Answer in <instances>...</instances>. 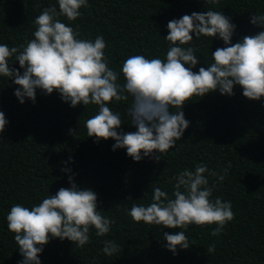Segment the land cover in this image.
<instances>
[{"label":"trees","instance_id":"trees-1","mask_svg":"<svg viewBox=\"0 0 264 264\" xmlns=\"http://www.w3.org/2000/svg\"><path fill=\"white\" fill-rule=\"evenodd\" d=\"M53 5L58 9V0H0V44L18 47L33 39L35 17ZM208 8L223 12L236 25L233 44L264 30L250 23L253 14H264V0H88L75 21L59 19L77 30L79 39L94 41L102 35L108 66L119 72L131 55L166 59L168 21ZM192 35L194 40L183 47H194L199 62L192 70L198 72L213 62L211 52L225 45L218 36ZM9 64L20 68L14 57ZM12 79L0 76V111L9 121L0 133V264L23 259L7 228L11 207L20 203L30 208L61 187H70L69 175L79 188L97 194L98 211L114 223L104 236L91 228L90 242L83 247L68 239H50L39 254L41 264H264V97L250 100L238 85L232 96L219 90L193 96L183 107L189 127L176 145L162 153L159 162L152 157L137 162L124 148L113 151L112 138L96 142L88 137L85 121L98 113L97 105L71 107L55 90L45 95L39 89L35 103L25 98L21 104L14 95L19 86ZM124 82L121 75L117 83ZM131 102L129 96L108 105L123 121L118 131L137 130L127 115ZM69 129L76 131L70 135ZM200 163L224 174L218 181L205 173L211 199L230 201L234 212L219 235H211L216 224L179 229L133 222L127 214L133 204L150 205L155 187L171 197L174 177ZM179 231H185L190 247L177 246L174 255L165 247L163 232ZM105 240L115 241L119 251L106 256ZM211 245L215 251L207 253Z\"/></svg>","mask_w":264,"mask_h":264},{"label":"clouds","instance_id":"clouds-1","mask_svg":"<svg viewBox=\"0 0 264 264\" xmlns=\"http://www.w3.org/2000/svg\"><path fill=\"white\" fill-rule=\"evenodd\" d=\"M208 2L218 4L219 0ZM87 5L88 0H58V9L55 5L46 7L35 17L33 39L18 47L0 44V76L14 78L12 82L19 86L14 95L21 104L25 98L35 103L39 89L45 95L55 90L71 107L97 105L98 113L85 121L88 137H95L96 142L112 138L113 151L124 148L134 161L152 157L159 162L161 154L172 149L189 127L183 107L193 96L203 97L216 90L221 95L232 96L238 85L243 96L250 100L264 97V30L245 35L233 44L236 25L230 17L210 8L193 11L168 21L169 31L164 38L170 47L166 59L131 55L117 72L108 66L102 35L94 41L79 39L80 33L59 19L75 21L81 16L79 9ZM250 23L264 29V14H253ZM193 33L196 38L218 36L225 45L212 51L213 62L208 67H199L198 72L192 70L199 62L194 47H183L194 40ZM13 57L19 62V69L10 67L9 59ZM121 75L123 84L117 83ZM129 96L132 102L127 115L137 130L118 131L123 121L108 105ZM8 123L0 111V133ZM75 131L69 129V134ZM230 167L231 162L224 169L225 174ZM61 171L71 172V169ZM205 173L217 176L218 181L224 180V174L210 171L204 163L197 164L194 170L186 168L174 177L171 197L155 187L150 205L133 204L127 214L133 222L166 228L216 224L211 235H219L226 223L234 219V212L230 201L211 199L212 187ZM68 180L70 187H61L39 204L29 208L16 203L8 212L7 228L14 234L23 257L18 264H41L39 254L52 238L68 239L83 247L90 242L91 228L97 236L109 233L114 220L98 211L97 194L90 188H79L72 175ZM163 237L167 241L165 247L174 255L178 254L177 246L190 247L185 231L163 232ZM103 244L102 252L106 256L119 251L115 241L105 240ZM206 251L214 252L215 245Z\"/></svg>","mask_w":264,"mask_h":264}]
</instances>
